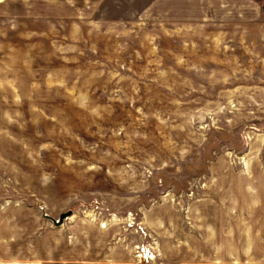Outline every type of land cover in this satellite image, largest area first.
I'll use <instances>...</instances> for the list:
<instances>
[{"label": "rangeland", "instance_id": "obj_1", "mask_svg": "<svg viewBox=\"0 0 264 264\" xmlns=\"http://www.w3.org/2000/svg\"><path fill=\"white\" fill-rule=\"evenodd\" d=\"M208 11L0 0V250L264 264V14Z\"/></svg>", "mask_w": 264, "mask_h": 264}, {"label": "crops", "instance_id": "obj_2", "mask_svg": "<svg viewBox=\"0 0 264 264\" xmlns=\"http://www.w3.org/2000/svg\"><path fill=\"white\" fill-rule=\"evenodd\" d=\"M154 4L159 6L162 14L173 16L177 13L181 19L190 17L192 11L199 14V18L205 19L206 17L202 13L207 14V12L209 13L208 10L215 13L217 19L220 20L226 15L232 16L238 21H257L264 14L262 6L252 0H154ZM216 10L219 11L216 13ZM3 249L6 250V246ZM4 250H0V264H45V261L40 259H34L33 262L26 260L25 253H14L11 256L12 253ZM63 255L73 260L71 253H64ZM53 258L54 256L51 260ZM84 258L88 261V258L85 256ZM62 259L59 262H62ZM65 260L66 262L62 263L70 262L69 259Z\"/></svg>", "mask_w": 264, "mask_h": 264}, {"label": "water", "instance_id": "obj_3", "mask_svg": "<svg viewBox=\"0 0 264 264\" xmlns=\"http://www.w3.org/2000/svg\"><path fill=\"white\" fill-rule=\"evenodd\" d=\"M71 214V211L63 212L59 215L58 220L55 221L56 224H61L65 218Z\"/></svg>", "mask_w": 264, "mask_h": 264}, {"label": "trees", "instance_id": "obj_4", "mask_svg": "<svg viewBox=\"0 0 264 264\" xmlns=\"http://www.w3.org/2000/svg\"><path fill=\"white\" fill-rule=\"evenodd\" d=\"M263 9H264V4L262 5Z\"/></svg>", "mask_w": 264, "mask_h": 264}]
</instances>
